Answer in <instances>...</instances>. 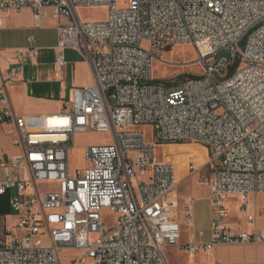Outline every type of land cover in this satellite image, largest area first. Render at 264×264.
Segmentation results:
<instances>
[{"label":"built area","instance_id":"2783aa9c","mask_svg":"<svg viewBox=\"0 0 264 264\" xmlns=\"http://www.w3.org/2000/svg\"><path fill=\"white\" fill-rule=\"evenodd\" d=\"M96 7L106 9L104 20L80 18L79 10ZM24 9L36 28L48 10L58 22V80L72 50L93 83L71 88L59 113L35 119L16 115L0 90V126L16 150L5 160L11 175L0 180V196L13 192L16 217L10 228L0 224V264H61L62 252L70 264H169L165 251L180 238L172 219L179 182L175 163L158 160L159 144H198L209 154L203 166L213 177L201 179L211 239L181 246L186 255L264 244V231L230 233L223 203L264 192V0H0V11ZM27 43L19 63L38 56L34 39ZM187 45L201 73L168 92L153 66ZM83 134L108 137L85 147L84 168H71ZM197 166L188 163L189 175Z\"/></svg>","mask_w":264,"mask_h":264},{"label":"crops","instance_id":"0c3cea01","mask_svg":"<svg viewBox=\"0 0 264 264\" xmlns=\"http://www.w3.org/2000/svg\"><path fill=\"white\" fill-rule=\"evenodd\" d=\"M43 21L40 28H36L29 10L22 11H0V90L8 97L9 105L16 115L26 116L29 119L38 118L41 115L59 113L68 97L69 89L64 85L55 88L58 78L54 68V57H50V70L48 78H42V72H34L38 67V57L40 52L49 51L56 55L57 46V21L51 16ZM33 38L39 53L36 59L25 62V69H11L14 64H18V56L25 52L28 47L27 40ZM26 60V59H25ZM28 67V71H27ZM76 71L73 69L72 75L84 70L89 79L73 80V87H85L92 85L93 79L89 66L83 61L77 63ZM47 79V80H46ZM50 80H54L53 88H47ZM56 82V83H55ZM61 84L63 81H59ZM16 150L11 145V136L5 126H0V180L11 175V169L6 165V158L14 155ZM178 187L173 192V199L176 200V207L172 212V219L180 226L187 227L194 233L189 242L180 241V246L195 243L205 244L211 239V222L213 212L210 203L208 184L198 183L197 187L205 186V196L199 195V191L193 189L192 196L178 194L182 190L189 173H177ZM213 177V176H212ZM212 177L210 180H212ZM208 178V177H207ZM202 191V190H201ZM10 191L0 196V224L6 228L14 226L16 217L11 210ZM206 200V206L199 202ZM226 208V218L224 226L232 234L251 232L253 230L264 231V192L249 194L245 200L239 196H228L224 200ZM176 211V212H175ZM187 216L189 222H187ZM251 217V221L248 218ZM198 233V237L197 234ZM195 258L194 264H264V244H235L217 245L208 252H201Z\"/></svg>","mask_w":264,"mask_h":264},{"label":"rangeland","instance_id":"374dc122","mask_svg":"<svg viewBox=\"0 0 264 264\" xmlns=\"http://www.w3.org/2000/svg\"><path fill=\"white\" fill-rule=\"evenodd\" d=\"M79 16L84 21L97 22L105 19L106 9L103 7H96L92 9H81L79 10ZM53 56L55 59V54L49 51L40 52L38 57V67L34 72H42V78H48L50 70V57ZM66 56V66L64 69V81L62 84L59 82L56 84L55 88L58 89L60 86L65 87V89H71L72 81L74 80H86L89 79L87 73L80 69L76 74L72 75L73 69L76 71L77 63L83 62L80 55L72 50H67L65 52ZM219 58H227L228 54L220 53ZM26 60L23 63L14 64L10 68L14 70H19L20 68L25 69ZM27 67V71H28ZM201 73L200 67L196 65V54L191 46H178L168 50L162 57L161 62L155 63L153 66V78L154 81L162 82L166 87H169L168 92L175 90L176 88L190 80L191 77H197ZM47 80V79H46ZM47 88H53L54 80L47 82ZM56 83V82H55ZM90 86V85H89ZM33 130H39L38 124L33 125ZM144 135L147 139L153 138L152 129L150 127L144 128ZM107 134H83L77 135L74 141V148L70 151L69 160L71 168H84L85 159L83 156L85 147L89 145H96L105 143L107 140ZM156 156L158 160L171 161L175 163L177 167V173L185 172L188 173L187 165L189 162L193 161L198 164V168L202 167L208 161V150L198 144H165V145H156ZM190 177L185 180V185L183 189L178 192L180 195L192 196L195 188L198 190V183H202V177L210 181L212 177V171L208 166H203L200 171L195 175H189ZM208 177V178H207ZM199 195L205 196L206 187H199ZM194 189V191H193ZM202 190V191H201ZM210 197V196H209ZM211 201V198H210ZM200 204L206 206L205 198L202 199ZM105 213V212H104ZM181 239L182 242H189L191 238H194V233L187 227V225L181 226ZM198 237V233L196 234ZM195 239V238H194ZM195 243V242H193ZM70 255L69 252L61 253V264H70L67 257ZM165 255L169 264H194L196 262L195 258L191 259L186 255L182 250L179 244L178 247L168 248L165 251Z\"/></svg>","mask_w":264,"mask_h":264},{"label":"trees","instance_id":"16d2710c","mask_svg":"<svg viewBox=\"0 0 264 264\" xmlns=\"http://www.w3.org/2000/svg\"><path fill=\"white\" fill-rule=\"evenodd\" d=\"M191 78H194V77H191Z\"/></svg>","mask_w":264,"mask_h":264},{"label":"bare ground","instance_id":"6f19581e","mask_svg":"<svg viewBox=\"0 0 264 264\" xmlns=\"http://www.w3.org/2000/svg\"><path fill=\"white\" fill-rule=\"evenodd\" d=\"M176 212V211H175Z\"/></svg>","mask_w":264,"mask_h":264}]
</instances>
